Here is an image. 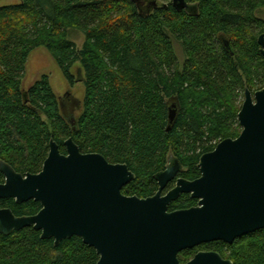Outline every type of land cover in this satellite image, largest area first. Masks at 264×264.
<instances>
[{
	"label": "trees",
	"instance_id": "1",
	"mask_svg": "<svg viewBox=\"0 0 264 264\" xmlns=\"http://www.w3.org/2000/svg\"><path fill=\"white\" fill-rule=\"evenodd\" d=\"M150 1L157 6L149 7ZM198 1L196 16L176 11L171 0H16L0 5V161L22 176L38 174L49 141L65 154L63 143L71 138L82 154L127 166L135 179L123 195H154L153 176L168 164L169 155L186 169L183 178H197L200 156L239 135L234 129L240 130L237 97L264 83L256 43L264 31L258 16L264 0ZM72 31L83 36L80 48L69 38ZM220 37L230 42L233 57L219 44ZM38 48L51 56L70 86L78 82L72 67L78 64L83 73L75 130L60 116L47 76L23 88L27 59ZM170 102L178 113L167 131ZM193 204L183 196L174 209ZM0 209L33 216L40 205L0 199ZM210 245L232 264H264V229L231 245ZM97 261L94 249L77 237L55 247L32 228L0 234V264Z\"/></svg>",
	"mask_w": 264,
	"mask_h": 264
},
{
	"label": "water",
	"instance_id": "2",
	"mask_svg": "<svg viewBox=\"0 0 264 264\" xmlns=\"http://www.w3.org/2000/svg\"><path fill=\"white\" fill-rule=\"evenodd\" d=\"M204 1V0H203ZM178 12L195 16L196 5L171 0ZM156 7V1L148 2ZM165 7L164 4L160 5ZM223 45L230 50L224 40ZM258 45L264 59V34ZM70 98L69 94L64 100ZM169 131L177 117L175 102L167 104ZM241 132L220 141L213 151L200 156V178L178 179L165 196L161 192L179 170V162L157 174V193L146 199L127 197L122 189L134 181L124 164H110L99 154H82L68 138L65 154L50 140L49 151L38 174H21L0 161V199L20 205L34 201L40 210L33 216L16 217L0 209V234L8 236L24 228L40 232V239L61 241L77 237L93 248L96 264H180L177 255L202 243L235 240L264 229V89L244 90L237 113ZM66 122L75 130V118ZM182 194L198 200L195 208L168 212V205ZM187 264H232L217 254H198Z\"/></svg>",
	"mask_w": 264,
	"mask_h": 264
},
{
	"label": "rangeland",
	"instance_id": "3",
	"mask_svg": "<svg viewBox=\"0 0 264 264\" xmlns=\"http://www.w3.org/2000/svg\"><path fill=\"white\" fill-rule=\"evenodd\" d=\"M16 0H0V5H11L14 4ZM261 20H264V12L258 14ZM69 38L76 45L77 48H80L83 43V36L78 32H70ZM176 54L182 59V52L179 45L175 46ZM71 74L77 79V83L73 86H70L68 82L64 79L59 68L51 58V56L43 49L38 48L32 51L27 59L25 66L24 79L22 81L23 88L26 89L30 87L35 81L39 80L41 76L45 75L49 79L51 89L58 100V106L60 111V116L67 120L70 117H78L81 110V103L84 96V87L81 82L83 78V73L78 64L74 65L71 69ZM260 89H264V83H260L256 86L253 92H256ZM66 94L70 95L68 100H64ZM244 100V95L240 94L237 97L236 105H242ZM240 127V126H239ZM236 129V133L241 132Z\"/></svg>",
	"mask_w": 264,
	"mask_h": 264
},
{
	"label": "flooded vegetation",
	"instance_id": "4",
	"mask_svg": "<svg viewBox=\"0 0 264 264\" xmlns=\"http://www.w3.org/2000/svg\"><path fill=\"white\" fill-rule=\"evenodd\" d=\"M200 1H203V0H200ZM187 3L190 4V5H196V9H197L196 15H197V14H198V10H199V1H198V0H194V1H191V2H187ZM196 15H195V16H196ZM262 21H264V20H262ZM262 34H264V31L258 35V37H257V39H256V43H257V45H258V38H259V36H261ZM224 40H225V39H224L223 37H220V43H219V44H221L222 47L225 49V47H224V45H223ZM226 42L228 43V46H229V48H230V50L228 51V52H229V55H230V57H233V56H234V51L232 50V46H231L230 42H228V41H226ZM258 48H259V54H260V49H261V47L258 45ZM260 55H261V54H260ZM261 57H262V56H261ZM262 59H263V57H262ZM263 60H264V59H263ZM260 90H261V89H260ZM250 92H251V91H250ZM251 93H252V92H251ZM253 93H254V92H253ZM169 166H170V165H164V167H163V169H162L161 171H159V172H157V173L154 174L153 179H154V181L156 182V185H157V190L155 191L154 195L157 193L158 188H159L158 183H157V181L155 180V176H156L157 174H160V173L164 172ZM179 167H180V168H179V170H178V172H177L176 177H175L173 180H171L170 182H168V183L165 185V187L163 188V190H162V192H161V196H162V197L165 196L169 191H171V190L176 186V182H177L178 179H182V180H185V181H188V182H192V181H195V180H197V179L200 178V173H199V169H198V164H197V169H198V173H199V174H198V177L195 178V179H192V180H189V179H185V178H183L181 175L184 174V173L186 172V169H185L184 167H182V165H179ZM128 170H129V169H128ZM129 171H130V170H129ZM154 195H152V196H154ZM124 196H127V195H124ZM152 196H150V197H152ZM183 196H187L189 199H191V200L193 201L194 204H193L192 206L188 207V208H185V209H180V208H175V209H174V207H176L175 202H176L177 200H179V199H180L181 197H183ZM127 197H132V196H127ZM147 198H149V197H147ZM139 199H140V198H139ZM144 199H146V198H144ZM172 205H173V206H172ZM197 205H198V200H196V199H192V198L190 197L189 194H182V195L179 196V198H177L175 201L171 202V203L168 205V212L171 213V212L180 211V210H187V209L195 208V207H197ZM171 207H173V209H172ZM214 243H220V242L202 243V244H200V245H198V246H196V247H194V248H192V249L183 250L182 252H180V253L177 255V259H178V261H179L180 264H187L188 262L192 261V260L195 258V256L198 255V254H210V253H212V254H217L218 256H220V253H219L217 250H215V249L210 245V244H214Z\"/></svg>",
	"mask_w": 264,
	"mask_h": 264
},
{
	"label": "bare ground",
	"instance_id": "5",
	"mask_svg": "<svg viewBox=\"0 0 264 264\" xmlns=\"http://www.w3.org/2000/svg\"><path fill=\"white\" fill-rule=\"evenodd\" d=\"M50 142V141H49Z\"/></svg>",
	"mask_w": 264,
	"mask_h": 264
}]
</instances>
